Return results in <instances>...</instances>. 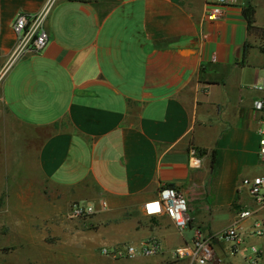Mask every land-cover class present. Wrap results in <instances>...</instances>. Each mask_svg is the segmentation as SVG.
<instances>
[{
    "label": "crops",
    "instance_id": "crops-1",
    "mask_svg": "<svg viewBox=\"0 0 264 264\" xmlns=\"http://www.w3.org/2000/svg\"><path fill=\"white\" fill-rule=\"evenodd\" d=\"M48 1L0 0V102L11 117L0 119V264H61L63 250L153 239L159 254L116 263L197 264L175 256L196 230L212 243L207 264H248L253 247L264 264V234L253 235L264 208L240 223L238 251L218 240L255 208L240 181L264 175V88H254L264 85V0H238L214 22L206 0H55L45 50L13 60L17 14ZM171 186L191 216L182 232L143 210ZM73 203L94 208L91 228L70 216Z\"/></svg>",
    "mask_w": 264,
    "mask_h": 264
},
{
    "label": "built area",
    "instance_id": "built-area-1",
    "mask_svg": "<svg viewBox=\"0 0 264 264\" xmlns=\"http://www.w3.org/2000/svg\"><path fill=\"white\" fill-rule=\"evenodd\" d=\"M238 0H206L205 17L209 22L221 19L226 8L233 6ZM55 4V0H49L45 6L36 14L20 12L13 23V30L16 35V44L12 59L17 60L30 55L42 53L50 41V34L47 28L49 14ZM255 89L263 90L264 85H255ZM259 109L264 112V100L259 104ZM260 146L259 157L264 162V120L259 128ZM237 193H247L254 200L255 208L245 207L237 213L233 224L218 236V240L232 244V253L238 251L244 241L240 223L251 218L264 208V175L254 178H243L238 187ZM147 216H168L179 231L186 230L191 223V216L188 210L187 201L184 195L175 188L163 187L157 199L146 202L143 206ZM94 213L92 206L81 203H73L71 215L77 218H88ZM264 225L261 220H255L253 224V235L263 236ZM162 250L160 241L153 239L140 245L131 243L119 244L115 247H104L101 254L115 260L127 259L136 256L152 257ZM179 259H190L193 263L207 264L214 256L211 240L205 238L201 231L196 230L192 248H181L175 251ZM248 264H262V252L259 248L253 247L247 260Z\"/></svg>",
    "mask_w": 264,
    "mask_h": 264
},
{
    "label": "rangeland",
    "instance_id": "rangeland-1",
    "mask_svg": "<svg viewBox=\"0 0 264 264\" xmlns=\"http://www.w3.org/2000/svg\"><path fill=\"white\" fill-rule=\"evenodd\" d=\"M7 119L10 120L11 117L9 116L8 112L0 102V119ZM72 218L77 219L78 226L79 223L81 224V229L84 231L86 228H91L89 225V220L91 218H77L70 215ZM67 215V217H70ZM80 228V226H79ZM133 242V241H130ZM123 260V259H122ZM155 258H144L141 260V264H153ZM119 260H115L109 257H105L101 254V249H97L94 251L92 255L86 254L83 250H77L73 252H64L62 255L61 264H117L116 262ZM37 262V261H36ZM34 264V263H33ZM46 264V263H44Z\"/></svg>",
    "mask_w": 264,
    "mask_h": 264
},
{
    "label": "trees",
    "instance_id": "trees-1",
    "mask_svg": "<svg viewBox=\"0 0 264 264\" xmlns=\"http://www.w3.org/2000/svg\"><path fill=\"white\" fill-rule=\"evenodd\" d=\"M71 2H78V3H91L97 0H69ZM244 17L247 21L248 29L255 30L257 27L255 26V8L251 5L244 8ZM206 152L204 150H198L197 154L199 156L204 155ZM172 187V186H171Z\"/></svg>",
    "mask_w": 264,
    "mask_h": 264
}]
</instances>
